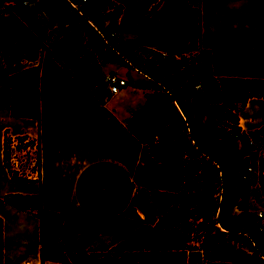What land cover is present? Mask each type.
<instances>
[{
  "label": "crops",
  "instance_id": "1",
  "mask_svg": "<svg viewBox=\"0 0 264 264\" xmlns=\"http://www.w3.org/2000/svg\"><path fill=\"white\" fill-rule=\"evenodd\" d=\"M111 1L119 7L115 26L121 48L177 57L201 47L209 51L214 76L264 78V0ZM0 8L5 9L0 14V196L9 190L3 134L20 125L37 144L41 205L61 215L59 240L67 261L42 264H143L111 249L141 224L155 222L147 216L151 191H174L177 184L125 127L132 113L126 110L135 104L127 91L131 86L109 96L115 98L112 104L99 102L96 82L102 84L110 70H98L101 66L83 58L87 33L66 25L55 0L25 6L21 0H1ZM183 30L195 32L193 41L183 42L181 33L176 40ZM36 65L39 117L12 116L9 76ZM263 100H247L242 112ZM247 115L252 128L264 127V113ZM258 142L264 150V133ZM1 208L11 211L15 240L8 256L3 246L2 264H41L37 217L10 204ZM191 252L201 256L193 249L187 257Z\"/></svg>",
  "mask_w": 264,
  "mask_h": 264
},
{
  "label": "trees",
  "instance_id": "2",
  "mask_svg": "<svg viewBox=\"0 0 264 264\" xmlns=\"http://www.w3.org/2000/svg\"><path fill=\"white\" fill-rule=\"evenodd\" d=\"M87 39L91 41L90 33ZM201 53L202 71L194 66L198 54L189 59V68L200 74V89L189 87L185 93H178L180 98L186 97L185 101L198 105L200 114L196 118L180 108L183 102L174 91L162 88L161 84L137 83L142 87L150 86L155 92L130 114L125 127L164 166L177 189L152 193L151 202L157 214L155 222L141 224L129 237L117 242L111 249L117 256L143 264H186L187 252L199 249L203 260L232 264H251L258 260L234 244L236 231L228 224L236 198L247 200L249 184L238 180V163L233 162L240 156L229 154L226 133L240 130L236 105L243 106L251 97H264V78L214 76L208 51L203 49ZM83 58L93 61L85 51ZM184 61V57H169L160 64L172 70ZM38 71V65L30 66L9 76L12 116L38 119ZM227 156L230 158L225 160ZM16 197L19 202L12 201L6 194L0 198V205L8 203L21 209L19 203L24 201L25 209L30 207L28 201L32 194H17ZM34 208L39 224L40 260L66 262L57 240L61 215L42 207L39 191ZM220 210L224 211L223 218L218 215ZM49 243L50 249L52 246L53 252L60 255L53 256L46 251ZM2 257L3 221L0 216V264Z\"/></svg>",
  "mask_w": 264,
  "mask_h": 264
},
{
  "label": "rangeland",
  "instance_id": "3",
  "mask_svg": "<svg viewBox=\"0 0 264 264\" xmlns=\"http://www.w3.org/2000/svg\"><path fill=\"white\" fill-rule=\"evenodd\" d=\"M55 2H56V4H58L60 6L61 12L62 11L64 12V6L61 3V1L55 0ZM92 12H93V14H92ZM118 13H119V7L116 4H115L114 10L112 12H105V11L101 12L100 10L96 11V10H93L92 8L86 9V16L92 22L94 21L93 19L96 16L98 17L97 21H99V20L102 21L103 18L108 17L109 25L113 26L115 29H116L115 18L118 16ZM64 14L65 15L63 16V18L66 17L65 12H64ZM83 25H78V26L70 25L68 27H70V28H84L86 33H87V36H88V34L91 33L92 29L88 28L86 23H84ZM87 28H88V32H87ZM116 31H117V29H116ZM179 33H181V38H182L183 42H186L187 40L193 41L194 36H195V32L183 30L181 32H176V34H175V36H177L176 40L180 39L178 36V35H180ZM83 34L84 33H81V35H83ZM65 39L68 41L69 36L67 35L65 37ZM87 40L88 39L86 38V41ZM138 41H142V40L138 39ZM116 44L118 45L117 38H116ZM84 47H85V45H84ZM118 48L122 51L143 50V49H139V48H126V49H124V48H121L119 45H118ZM202 50H203V48L199 47L198 49L195 50V52H189V53H186L184 55L177 56V57L167 56L165 54L166 58L174 57V58L178 59V58L184 57V59H185L183 64H181L178 68H175L172 70L167 69L168 67L160 64V61L158 62V65H152V66H149L151 63L148 61H145L147 63H145L144 66H143V63H141V62L140 63H141V66L143 69L147 67L145 69V72L150 74V78H152L154 80V82H158L159 84H161L162 88H166L169 91H171V90L174 91L176 93V96L178 98H180L178 96V93H180V92L183 93L189 87H191L194 90L200 89V81H199V77H200L199 75L200 74H198V75L195 74L194 71H192V68H189V67H191V62L189 61V59L197 56V54H198V56L195 57L196 62H194V66L196 68H198L199 71H202L204 66L199 60L200 58H202V53H201ZM204 50H206V49H204ZM208 55H209V51H208ZM91 59H93V58L91 57ZM208 59L210 61L209 57H208ZM161 60H164V59H161ZM107 63L108 64L103 65V67L101 65V67L97 68V69L98 70L101 69V71H105V70L109 69L110 71H116L117 73H118V71H120V74H123L125 77L128 74L129 78H133L134 80H137L136 82L140 81V79H138L139 75H137L130 68L126 67L123 63H120V61H118V60L107 61ZM101 80H102V78H101ZM195 84H199V86L195 87L194 86ZM96 85L100 86L99 89H97L99 92V95H100V96L99 95L97 96L99 99V102H101V104H104L105 106L112 104L115 98L109 97L108 93H106L107 91H105L106 88L104 89L105 85L103 83L101 84L98 82H96ZM255 88L256 89L259 88V85H255ZM127 91L129 92L132 100L135 101V104L132 107L128 108L126 110V113H131V112L137 111L145 103L146 97L149 94H153V92H155L153 88H150V86L142 87L137 83L135 85L127 88ZM17 96H18V94H17ZM185 98L186 97L180 98V101L183 102V104L180 105V108L186 113L187 112L192 113V115L196 118L200 114L199 109L196 106L191 105L190 100L185 101L186 100ZM251 98L255 99V98H264V97L260 96V97H251ZM251 98H249V99H251ZM244 106H245V104L242 106L240 103L238 105H236V107H237V109H239V113H240V114L238 113V121H237L238 126H239V128L243 134H248L251 137H253L254 139H256V143L261 147L258 140H259L260 136L264 133V127L261 126L258 128H252V126H250L251 123H250L249 118H248V117H252V116H248L247 114L248 113H258V114L264 113V100L251 102L247 111L242 112ZM15 124H17V121H15ZM34 138L35 137L31 138L29 134L25 133L23 127L20 125L12 126L11 128L8 127V128H6V130L4 131V134H3V148H2V163H3V167L5 169V172L7 174L8 182H9V190L7 191L6 194H8L10 196L12 201H16V202H17V200L19 202V199L16 197L17 194H19L20 196L32 194L31 199L28 201V203L30 204V207L25 209V207H27V205H25L23 203L24 201L19 203L21 209H17L14 206L16 210L28 211L31 213H33V210L35 209L34 207L37 205V192H38L37 188H38V180H39V175H37V173L34 172L37 170L36 167L38 165V155H37V151H36L37 144L35 143ZM24 140H26V141H24ZM226 146L229 149L228 150L229 154L231 152V155H235V153H236L237 155L240 156L239 160L233 162V164L238 163V169L240 168V166H242L247 161H253L257 158L261 159V157L258 156L256 150L253 149V147L246 146L244 144H241L238 141L226 138ZM262 152L264 154V150H262ZM244 154H248L247 157ZM228 158H230V157L227 156V159L225 158V160H228ZM229 163H230V161H227V164H229ZM32 177H36V178H32ZM30 188H32V192H30ZM154 191H157V190H154ZM154 191H151L149 193V208L150 209L147 213V216L150 219L151 218L155 219L157 216V214L154 210L155 207L152 206V202H151V195ZM263 193H264V187H262L261 185L257 186L255 184H251L248 188L247 200L244 201L242 197H237L235 200L234 208L232 209V211L230 213V217H229V223H228L229 227L236 231L234 233L236 235V240L234 241V244L237 247L245 250L249 254H253V256H255V258L258 259L257 261L256 260L253 261L251 264H264V261L259 257L258 253L250 250L252 248H250L251 245H250L249 240L247 239L248 231L250 230L249 225L253 224L254 211L256 209L264 208V194ZM6 194H4V195H6ZM3 196H0V198ZM6 204H8V203H6ZM0 213H1L0 215L2 216V221H3V246L5 247V249L7 251L6 254L8 256L9 250H11L12 247L15 245V240L11 234L12 225L10 223V219L13 216L11 214V211H9V209H7V208H1ZM223 213H224L223 210L218 211V215H221V217H222ZM33 215H35V214L33 213ZM4 220H5V225H4ZM59 230H60V228H59ZM58 234H57V240L59 242L58 244L64 250L63 254L65 255L66 248L60 242ZM50 245H51L50 243L47 244L46 251H48V253H51L53 256L60 255L59 252H53V250H52L53 247L51 246V249H50V247H49ZM197 250H199V249H197ZM199 252L201 253V256L199 255L198 252H191V254H189V256L186 258V264H224L223 262L219 263V261H215V260H203L201 250H199ZM39 254H40V252H39ZM112 254L115 255L114 253H112ZM121 258H123V257H121ZM39 259H40V257H39ZM44 261L45 260H43V261L40 260V263L42 264ZM131 261H133V260H131ZM134 262H136V261H134ZM6 263L8 264V262H6ZM248 264H250V263H248Z\"/></svg>",
  "mask_w": 264,
  "mask_h": 264
},
{
  "label": "built area",
  "instance_id": "4",
  "mask_svg": "<svg viewBox=\"0 0 264 264\" xmlns=\"http://www.w3.org/2000/svg\"><path fill=\"white\" fill-rule=\"evenodd\" d=\"M34 0H21L22 5H28ZM64 6V12L66 13V25L78 26L87 24L88 28L92 29L90 33L91 41L85 42L84 51L93 58V63L96 66H101L105 61H120L126 67L130 68L137 75H139L140 81L136 82L133 78L126 77L123 74L116 71H107L102 76V83L105 85L106 91L109 96L116 95L120 90L127 86H133L140 82H151L154 85H160L158 82H154L150 78V74L145 72L142 68L145 65V61L150 62L152 65H158L161 59H165L166 56L161 52H153L149 50H132L122 51L116 44L117 31L113 26L109 25V19L101 18L96 23H91L86 17V9L92 8L93 10H100L101 12H112L115 4L111 0H59ZM5 12L4 8H0V14ZM70 24V25H69ZM84 26V25H83ZM141 62V63H140ZM195 87L199 84H195ZM151 88V87H150ZM167 92V91H166ZM227 138L238 141L246 146L253 147L256 150L258 156L253 161L245 162L238 169V180L240 182H248L249 186L255 184L260 186V180L262 177V159L263 152L261 147L256 143V139L248 134H243L241 130L238 132L228 131L226 133ZM26 141V140H24ZM36 143V142H35ZM37 151V148H36ZM246 157L248 154H244ZM244 156V157H245ZM36 160V159H35ZM39 163V162H38ZM37 170L34 171L39 175V165ZM36 178V177H32ZM247 239L250 242L252 249L258 253L259 257L264 261V208L256 209L254 211L253 224L249 227ZM249 250V251H250Z\"/></svg>",
  "mask_w": 264,
  "mask_h": 264
}]
</instances>
